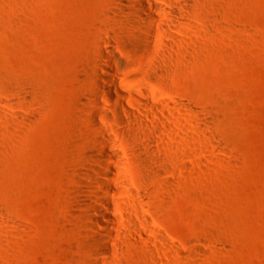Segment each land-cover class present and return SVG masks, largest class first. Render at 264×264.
<instances>
[{
	"label": "rangeland",
	"instance_id": "374dc122",
	"mask_svg": "<svg viewBox=\"0 0 264 264\" xmlns=\"http://www.w3.org/2000/svg\"><path fill=\"white\" fill-rule=\"evenodd\" d=\"M119 2L0 0V264H264V0H189L161 54L143 49ZM99 52L139 101L109 96L96 69L101 94L156 128L140 132L147 166L132 143L121 154L149 193L147 235L109 258L82 219Z\"/></svg>",
	"mask_w": 264,
	"mask_h": 264
},
{
	"label": "bare ground",
	"instance_id": "6f19581e",
	"mask_svg": "<svg viewBox=\"0 0 264 264\" xmlns=\"http://www.w3.org/2000/svg\"><path fill=\"white\" fill-rule=\"evenodd\" d=\"M155 0H120V14L129 28L133 29L142 39L145 51L161 54L168 47L167 39L177 40L172 34L185 24V16L189 0H166L165 5L153 3ZM149 43L154 44L149 45ZM103 65H96L89 71L93 80L89 88V99L93 109L89 114L91 125V152L85 167L86 179L82 183L83 229L93 244L96 254L110 257L121 249L125 242L144 240L147 235V221L141 214L145 197L149 194L132 186L131 180L123 168L121 154L130 144L134 153L144 166L150 162L153 153L151 140L143 141L140 132L145 137L156 131L144 120L151 118L147 111L140 107L120 102L112 103L111 98L102 95L99 82L103 81L104 91L110 96L125 98L127 101H139L117 85L115 66L110 52H99ZM96 69H102L107 78H99ZM100 102V103H99ZM101 102L111 105L102 106ZM148 107L152 105L148 102ZM119 107V109L117 108ZM115 122L121 129H105L98 122ZM142 142L140 144H136ZM90 264H100L96 259Z\"/></svg>",
	"mask_w": 264,
	"mask_h": 264
}]
</instances>
